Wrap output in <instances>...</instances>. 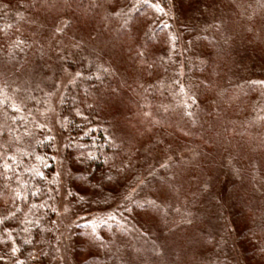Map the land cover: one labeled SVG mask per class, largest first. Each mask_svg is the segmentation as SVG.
<instances>
[{"label":"trees","instance_id":"16d2710c","mask_svg":"<svg viewBox=\"0 0 264 264\" xmlns=\"http://www.w3.org/2000/svg\"><path fill=\"white\" fill-rule=\"evenodd\" d=\"M111 2L117 3L115 8L110 6ZM38 3L52 5L48 16L42 13L44 8L36 10ZM238 3L240 16L236 30L250 34L254 22L256 29L264 26V2L238 0ZM161 5L159 0H0V67L8 70L10 78L13 76L5 79L6 74L0 72V264H41L44 256L40 235L50 223L54 189L58 185L52 137L40 139L32 145L27 141L35 108L41 101L47 103L44 95L55 92V86L45 88L42 81L35 83L38 78L34 74L39 78H57L65 71L73 74L70 75L73 80L66 79L58 94V115L67 137L66 154L82 165V172L90 169L86 179L90 174L102 172L131 175L132 166L138 160L136 152L133 155L127 152L113 126L114 115L110 109L115 103L110 99L116 95L125 101L126 96L129 100L137 98L139 106L150 108L154 126L165 128L164 132L169 130V135L176 131V137L186 139L193 148L197 147V157L160 168V178L165 181H159L154 189L148 190L151 194L165 186L170 191L178 189L182 174L190 181V168H199L203 159L208 162L209 156L214 157L220 146L225 153L232 154V149L226 148L232 137L237 140L245 155L242 160L248 165L251 166L256 157L260 160V156H264V124L244 114L249 93L228 87L223 80L213 79L214 70L220 67L218 57L211 58L209 66L206 64L203 68L204 72L208 71L209 78L199 86L198 97L203 106L187 112L185 108L184 111L159 108L158 102L165 98L166 91L162 78L150 77L165 71L164 56L169 49L165 41L171 40V24L161 14ZM73 13L89 16L90 36L84 38L77 30L71 31L70 27L76 22ZM121 37L125 38L126 46L115 47ZM119 55L141 67L142 72L135 74L134 85L122 71L128 61L119 65ZM19 78L20 81L14 84ZM128 84L127 94L123 96L121 91ZM18 95L21 99L17 98ZM38 95L40 100L34 104L33 97ZM30 104L33 106H28ZM154 144L158 143L154 140ZM204 145L211 149L207 155L203 153ZM124 177L128 180L127 176ZM81 179L84 180L83 173L77 176V180ZM203 180L199 179L195 186L188 185V195L199 191ZM239 191L237 196L248 197L246 200L245 196L236 198L234 193L239 215L248 211L256 215L253 238L264 253V228L259 219L264 215V200L259 194L252 193L251 187ZM157 210L156 222H151L152 235H145L149 238L147 243L155 257L161 253L158 244L163 245L159 239L174 242L176 247L170 256L171 261H168L173 264L180 250L177 235H185L186 241L198 240L201 235L187 231V228L170 233ZM154 212L150 211V215L154 216ZM100 229L110 240L105 243L94 239L96 251L101 258L111 260V253L116 254L118 244L127 240V236L122 230H117L120 236H116L115 230L108 226ZM256 234L262 235V239L258 240ZM84 246L87 245L80 248ZM151 261L165 264L164 260ZM96 262V257L91 254L83 260V264Z\"/></svg>","mask_w":264,"mask_h":264},{"label":"rangeland","instance_id":"374dc122","mask_svg":"<svg viewBox=\"0 0 264 264\" xmlns=\"http://www.w3.org/2000/svg\"><path fill=\"white\" fill-rule=\"evenodd\" d=\"M159 1L162 3L161 14L171 24V40L165 41L169 48L165 49V71L150 77L162 78L161 83L166 91L165 98L158 102L159 108L166 111H184L185 108L187 112L203 106L198 97L199 86L209 80L208 71L204 72L203 68L211 58L218 57L220 67L214 70L213 79L223 80L228 87L248 92L244 114L264 124V26L256 29L254 22L250 34L236 30L240 16L238 0ZM116 4L111 2L110 6L115 8ZM51 6L50 3H38L35 8L39 11L44 8L42 13L48 16ZM73 14L76 22L70 27L71 31L77 30L84 38L90 36L89 16ZM256 26H259L257 21ZM101 37H98L99 40ZM123 39L119 38L115 47L126 46ZM117 63H127L122 71L127 73L128 80L132 81L130 84L134 85L135 74L142 72L141 67L131 63L126 56L119 55ZM0 72L6 74L5 79L13 77H9L5 67ZM70 75H73L70 71L61 72L57 78H39L34 74L38 78L35 83L42 81L45 88L55 86L53 95H44L47 103L41 101L40 106L34 109L27 139L32 145L40 139L52 137L58 177L50 223L40 235L44 256L41 264H83L90 254L96 257L97 264H154L152 259L164 260L168 264L176 244L159 239L156 235L163 245L158 244L157 249L161 253L154 257L147 243L152 232V221L156 220V209L170 233L187 228V231L201 235L193 241H186L185 235H177L180 250L173 264H264V253L256 246L252 232L256 215L248 211L240 216L238 199L235 205L234 197L235 192L236 198L245 196H237L239 190L251 187L252 193L259 194L264 200L263 155L260 160L256 157L251 166L248 165L242 160L245 155L241 147L232 137L230 145H226V148L232 149V154L218 147L214 157H207L208 162L205 163L203 159V165L199 168H190V181L182 174L178 189L170 191L165 186L163 190L152 193L155 202L149 191L159 181H165L159 175L163 166L197 157V147L193 148L186 139L176 137V131L169 135V130L164 132L165 128L154 126L150 108L139 106L137 98L131 97L129 100L126 96L125 101L116 95L110 99L115 103L110 109L114 115L113 126L118 130L127 152L130 155L136 152L138 160L132 166L131 175L102 172L99 175L90 174L86 179L90 169L82 172V165L66 154L67 137L58 115V94L66 79L70 77L73 80ZM19 81L20 78L14 84ZM128 86L122 89L123 96L127 94ZM17 98L21 99L19 95ZM33 98L34 104L40 100L39 95ZM161 139L164 140L159 142ZM154 140L158 144L155 145ZM203 151L207 155L211 149L204 145ZM132 159H135L134 156ZM81 173L84 180H77ZM199 179H204L203 184L206 183L201 185L199 191L188 195V185L195 186ZM150 211H155V215L151 216ZM259 219L264 228V215H260ZM102 226L114 229L116 236H120L117 230H122L127 236V240L118 244L116 254L111 253V260L109 257L101 258L102 255L96 251L94 239L105 243L110 240L104 237L100 229ZM256 236L258 240L262 239V235ZM84 244L87 246L80 248Z\"/></svg>","mask_w":264,"mask_h":264}]
</instances>
